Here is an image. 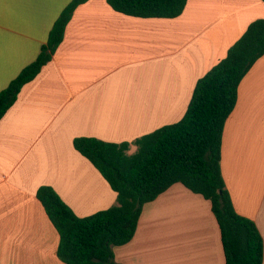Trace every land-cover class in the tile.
<instances>
[{"label":"crops","instance_id":"obj_1","mask_svg":"<svg viewBox=\"0 0 264 264\" xmlns=\"http://www.w3.org/2000/svg\"><path fill=\"white\" fill-rule=\"evenodd\" d=\"M71 1L0 0V92L37 59ZM258 19L263 0H188L176 18L128 16L107 0L78 6L52 61L0 121V264H66L38 190L53 188L80 218L118 196L75 139L132 144L179 122L199 79ZM221 169L264 243V56L239 85ZM114 255L119 264H226L211 201L182 183L144 205L134 238Z\"/></svg>","mask_w":264,"mask_h":264},{"label":"trees","instance_id":"obj_2","mask_svg":"<svg viewBox=\"0 0 264 264\" xmlns=\"http://www.w3.org/2000/svg\"><path fill=\"white\" fill-rule=\"evenodd\" d=\"M72 0L55 21L37 59L0 92V121L25 85L52 61L78 6ZM264 1V0H263ZM117 12L139 18H176L188 0H107ZM264 56V19L252 22L227 56L196 84L189 108L177 123L164 126L132 144L77 138L75 148L100 171L117 192V203L80 218L56 191L44 186L37 196L60 234L58 257L66 264H119L114 248L135 236L145 204L172 185L211 201L221 228L226 264H263L264 243L256 223L239 214L223 178L225 124L236 107L241 81Z\"/></svg>","mask_w":264,"mask_h":264},{"label":"rangeland","instance_id":"obj_3","mask_svg":"<svg viewBox=\"0 0 264 264\" xmlns=\"http://www.w3.org/2000/svg\"><path fill=\"white\" fill-rule=\"evenodd\" d=\"M132 145H134V144H132ZM135 151H137V150H135ZM135 151L131 152V154L135 153Z\"/></svg>","mask_w":264,"mask_h":264}]
</instances>
